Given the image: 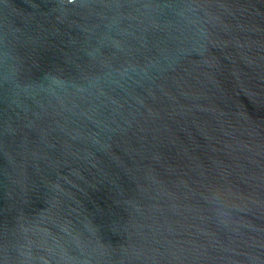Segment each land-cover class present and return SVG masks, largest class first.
<instances>
[{
	"label": "water",
	"instance_id": "obj_1",
	"mask_svg": "<svg viewBox=\"0 0 264 264\" xmlns=\"http://www.w3.org/2000/svg\"><path fill=\"white\" fill-rule=\"evenodd\" d=\"M0 264H264V0H0Z\"/></svg>",
	"mask_w": 264,
	"mask_h": 264
}]
</instances>
